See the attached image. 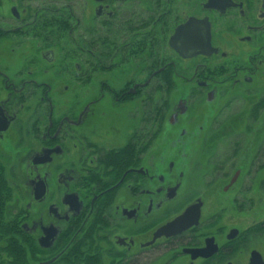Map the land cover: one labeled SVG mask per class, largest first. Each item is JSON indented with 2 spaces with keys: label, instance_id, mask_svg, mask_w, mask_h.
Instances as JSON below:
<instances>
[{
  "label": "flooded vegetation",
  "instance_id": "1",
  "mask_svg": "<svg viewBox=\"0 0 264 264\" xmlns=\"http://www.w3.org/2000/svg\"><path fill=\"white\" fill-rule=\"evenodd\" d=\"M2 5L0 150L22 175L0 154V183L27 202L0 207V264H242L207 196L258 189L224 154L264 155V0Z\"/></svg>",
  "mask_w": 264,
  "mask_h": 264
},
{
  "label": "rangeland",
  "instance_id": "2",
  "mask_svg": "<svg viewBox=\"0 0 264 264\" xmlns=\"http://www.w3.org/2000/svg\"><path fill=\"white\" fill-rule=\"evenodd\" d=\"M3 5H5V0H3ZM55 90L58 92L59 88L57 87L55 88ZM73 93H74V90H71L69 94L61 96L62 98L59 100L57 99L53 104L54 111L62 110L67 104L73 106V104L70 103V97L72 98ZM66 100L68 103L66 102ZM242 104H243L242 108L235 107V110H237L235 111V115L241 116V118L243 119V117L246 116V112L250 109V107L253 104L252 102H245V103L243 102ZM238 123H239V120L236 122V124ZM240 123L243 124L244 121ZM244 137H245V134H244ZM255 139H257L258 141L256 142L259 145H261V143L264 142L263 132L262 131L259 132V135H257V137L255 135ZM216 143L217 144L220 143V140L216 141ZM234 151H235L234 154L231 155L230 154L231 150L225 153L221 149H218V151H216L215 154L216 153H221L222 155L224 153H225L224 155L229 154L230 160L234 163H238L239 158L243 156L242 157L243 160H241L242 162H244L242 163L243 166L250 165L251 167H256L257 172H256V177L254 179L253 184L255 185L258 184V189L256 193L253 192V195L255 196L252 199H248L247 198L248 195L245 193H242L245 199L242 200L241 206H239V203H237L238 199L234 201V198H233V196H235L234 195L235 193L233 194V196L231 195V193L221 195L218 193L219 190L221 189L218 188V186L215 187V183H210L211 191L214 194H209L207 196V199H208L209 204L217 203L218 206L220 205L219 214L215 220V223L217 225H225L226 228L230 226H236L239 229L243 230V237L246 240V242L244 241V244L242 245V253H240V255L242 257L241 258L242 264H244L246 258L248 257V251L251 248H255L256 250H258L261 253L262 257L264 258V197H263V194H264V155H262L263 157H261L260 156L261 152L259 151V155L258 153L253 154L251 156L246 154L247 155L246 157L245 148H238V149H235ZM0 154L2 157L1 159L6 160L5 165L7 166V167L6 166L2 167V168H5L4 169L5 171L3 170V173L4 172L6 174L9 173L8 170L10 168L8 167V165L11 166L12 164V166L14 165V170H15L14 176L19 175L20 177V175H22V166L17 164L18 162L16 161L14 152H6V151L0 150ZM254 161H257V163H254ZM0 185L2 188L0 192V207L2 209L5 208V206L7 205L12 206V207H16L17 205L18 206L20 205L21 207L25 205V203L27 202V193L25 192V188H23L22 183L20 184L18 189L12 192L11 194L4 193L5 182L0 183ZM211 211H212V208H211ZM248 226H249V230L245 231V229Z\"/></svg>",
  "mask_w": 264,
  "mask_h": 264
},
{
  "label": "water",
  "instance_id": "3",
  "mask_svg": "<svg viewBox=\"0 0 264 264\" xmlns=\"http://www.w3.org/2000/svg\"><path fill=\"white\" fill-rule=\"evenodd\" d=\"M187 214H188V212L186 213V215ZM182 222H183V217L181 216V217H179L178 219H176L172 223V226L180 225ZM166 227H168V225ZM249 264H264V262L262 260V257H261V255H260V253L258 251H256V250L252 251V253H251V259H250Z\"/></svg>",
  "mask_w": 264,
  "mask_h": 264
}]
</instances>
